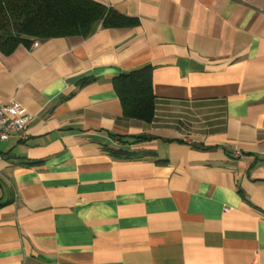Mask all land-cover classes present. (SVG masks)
Returning a JSON list of instances; mask_svg holds the SVG:
<instances>
[{"label": "crops", "instance_id": "1", "mask_svg": "<svg viewBox=\"0 0 264 264\" xmlns=\"http://www.w3.org/2000/svg\"><path fill=\"white\" fill-rule=\"evenodd\" d=\"M93 1L130 23L0 49V264H264V0Z\"/></svg>", "mask_w": 264, "mask_h": 264}, {"label": "trees", "instance_id": "2", "mask_svg": "<svg viewBox=\"0 0 264 264\" xmlns=\"http://www.w3.org/2000/svg\"><path fill=\"white\" fill-rule=\"evenodd\" d=\"M99 22L113 27L129 24L130 20L93 0H0V49L8 53L17 43L30 46L38 40L88 37ZM112 85L124 117L152 121L155 96L149 66L120 74ZM141 139L148 138L135 137ZM110 152L124 153L116 149Z\"/></svg>", "mask_w": 264, "mask_h": 264}, {"label": "built area", "instance_id": "3", "mask_svg": "<svg viewBox=\"0 0 264 264\" xmlns=\"http://www.w3.org/2000/svg\"><path fill=\"white\" fill-rule=\"evenodd\" d=\"M32 45L36 46L37 42ZM32 117L15 98L7 102L0 101V141L8 140L14 132H20V138L26 139L23 131ZM235 155L237 156L238 152H235Z\"/></svg>", "mask_w": 264, "mask_h": 264}]
</instances>
